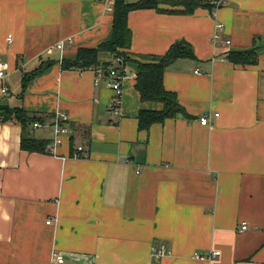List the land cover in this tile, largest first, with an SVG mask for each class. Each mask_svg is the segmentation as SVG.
I'll list each match as a JSON object with an SVG mask.
<instances>
[{"label": "crops", "instance_id": "1", "mask_svg": "<svg viewBox=\"0 0 264 264\" xmlns=\"http://www.w3.org/2000/svg\"><path fill=\"white\" fill-rule=\"evenodd\" d=\"M128 26L136 55L185 41L196 57L164 74L185 112L148 130L140 111L162 104L141 100L135 63L124 69L119 116L107 73L96 84L99 70L62 68L79 48L111 39L102 0H0V264H55L53 254L65 264H264V0L135 10ZM251 48L257 64L227 60ZM6 108L36 118L28 132L48 149L56 112L70 117V134L54 152L23 150L22 125L3 121ZM78 147L87 158L74 157Z\"/></svg>", "mask_w": 264, "mask_h": 264}, {"label": "trees", "instance_id": "2", "mask_svg": "<svg viewBox=\"0 0 264 264\" xmlns=\"http://www.w3.org/2000/svg\"><path fill=\"white\" fill-rule=\"evenodd\" d=\"M218 0H116L113 12L111 39L96 47H81L72 60L64 59L62 68L70 70H101L104 75L110 67L125 69L129 63L137 65L135 88L143 102L150 101L162 104L161 110H141L138 116L139 130H148L152 125L174 119L185 112L176 94L164 87V74L167 68L178 59H195L194 50L185 41L173 44L164 55H136L131 51L132 31L128 26L130 12L141 9H157L166 13L192 14L199 8L213 10ZM162 5L178 9H163ZM259 50L251 48L232 50L227 60L235 65H255L258 63ZM119 63L116 65V61ZM35 72L32 73V76ZM31 75L26 77V81ZM24 81V86L27 83ZM26 82V83H25ZM3 121L19 120L22 125V149L29 152H49L47 142L30 136L29 125L37 119L23 109L6 108L1 113Z\"/></svg>", "mask_w": 264, "mask_h": 264}, {"label": "built area", "instance_id": "3", "mask_svg": "<svg viewBox=\"0 0 264 264\" xmlns=\"http://www.w3.org/2000/svg\"><path fill=\"white\" fill-rule=\"evenodd\" d=\"M104 2V5L106 7V10L108 12L113 13L114 12V6H115V2L116 0H102ZM213 4H215L216 8L222 6L224 4V0H218L216 2H212ZM222 25H218L217 29L218 31L222 30ZM213 39L215 41L221 39V36L219 33H216L213 37ZM8 41H12V37L9 36L8 37ZM68 42H71V40L69 39ZM227 44H230L231 41H226ZM57 49L63 51L64 50V42H60L57 44ZM117 63H119V60L116 61V65ZM8 69V65L2 60V58H0V79L6 77V71ZM98 78L96 80V84L99 82V80H101L102 78L105 77L103 71L99 70L98 71ZM126 78V72L123 69H117L115 66H112L109 69V72H107V76L105 78V83L106 86L108 88H110L113 92L114 95L112 97V102H111V109L114 112V114L116 116L120 115V108H121V104H122V97H123V82ZM8 89L7 87L3 88L2 93L7 94ZM216 117H218V114L215 115ZM68 123H70V117L68 116V114L66 112H62V111H58L56 112L54 118H53V125L56 129V134H55V140L54 143L49 147V150L51 152H54L56 147L58 146V144L61 143V137L65 136V135H69L70 131H69V127H68ZM210 123V118L209 116H203L201 118V124L202 125H208ZM44 123L41 122H35L34 123V128H38L41 126H44ZM48 125V124H46ZM84 152L83 147H78L76 150V153L74 155V157L76 158H87L86 154H82ZM81 155V156H80ZM51 221H48V224H50ZM247 229V225L246 224H242V230H246ZM166 248L165 247H161L160 249H156L154 248L153 250V256L154 259L158 260L159 258L163 257L164 255H166ZM220 255V252H214L212 254L213 256H217ZM195 257H197V259H207L208 257H205L204 255H196ZM52 262L55 264H65V259L62 255L60 254H53L52 257Z\"/></svg>", "mask_w": 264, "mask_h": 264}]
</instances>
